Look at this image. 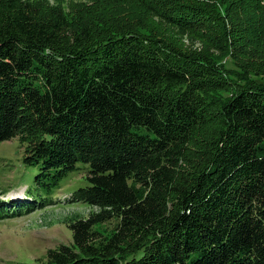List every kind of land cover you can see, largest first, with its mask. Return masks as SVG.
Instances as JSON below:
<instances>
[{"label": "trees", "instance_id": "obj_1", "mask_svg": "<svg viewBox=\"0 0 264 264\" xmlns=\"http://www.w3.org/2000/svg\"><path fill=\"white\" fill-rule=\"evenodd\" d=\"M101 2L137 3L184 32L231 16L218 0ZM39 5L0 0V141L19 139L47 193L85 164L72 200L98 210L68 225L71 245L50 249L45 264H264V81L235 80L205 99L219 86L211 58L136 29L111 33L107 10L72 36L62 8ZM231 5L236 23H253L255 54L264 0ZM25 198L0 217L48 203Z\"/></svg>", "mask_w": 264, "mask_h": 264}, {"label": "rangeland", "instance_id": "obj_2", "mask_svg": "<svg viewBox=\"0 0 264 264\" xmlns=\"http://www.w3.org/2000/svg\"><path fill=\"white\" fill-rule=\"evenodd\" d=\"M28 1L40 4L38 8L42 13L47 3L62 8L70 22L72 36L76 31L74 29L78 30L83 24H89L92 12L104 13L107 10L106 13L112 15L110 19L115 28L108 30L111 33L117 31V27L121 29L118 28L121 32H131L136 29L145 36H156V39L163 40L173 50L187 56L211 58L218 69L217 85L219 86L206 90L205 99L220 100L225 97L233 90V87H236L235 80L238 82L244 79L264 81V28L261 41L257 40L261 42V45L256 48L258 51L254 54L252 49L255 43H251L255 39L254 33L248 28L253 26V23L248 15H244V18L236 23V19L233 20L232 5L227 6L230 0H218L222 1L218 7L222 11L227 8L232 17L224 18L222 21L214 18L205 29L189 32L180 30L175 24L155 16L152 12H147L134 2L132 6L117 7L107 4L104 7L106 9L102 10L101 0ZM80 10L84 11V14L76 18ZM262 21L264 22V19ZM232 26L237 30L235 35L237 39L233 38L235 32ZM102 33H105V29L97 32L100 37L107 35ZM232 51L233 54H231ZM240 63L244 68H241ZM225 65L228 69L224 67ZM23 155L24 150L17 137L11 141H0V200H2L0 215H9L20 209L22 206L19 205L26 203L27 195L29 199L33 198L37 203H40L42 199L48 203L28 214L14 216V218L0 217V264H45L46 253L50 249L55 250L61 244L71 245L73 235L68 225L78 218H87L91 213L98 211L86 203L72 200L75 189L87 184L86 169H82L85 164H80L79 170L71 172L68 178L61 181L59 189L47 193L37 189L35 185L37 170L22 163ZM14 197L16 199H13ZM116 222L117 220L113 219L100 225L99 228L109 234Z\"/></svg>", "mask_w": 264, "mask_h": 264}]
</instances>
